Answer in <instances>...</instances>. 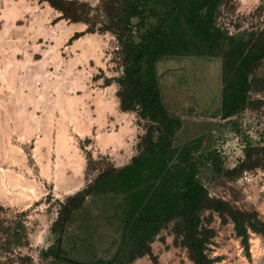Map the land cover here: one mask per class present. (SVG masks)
<instances>
[{
    "label": "rangeland",
    "instance_id": "1",
    "mask_svg": "<svg viewBox=\"0 0 264 264\" xmlns=\"http://www.w3.org/2000/svg\"><path fill=\"white\" fill-rule=\"evenodd\" d=\"M216 23L231 36L245 37L264 26V0H225ZM85 28L46 1L0 0V220L19 221L28 241L14 254L0 255V264H47L41 252L56 238L51 225L59 203L85 187L100 166L129 163L144 133L146 122L135 111L120 110L116 82L105 84L122 73L117 40L110 32L70 40ZM156 67L162 99L182 120L174 144L196 139L198 180L211 196L255 209L264 220V167L225 173L244 158L245 148L264 147V104L221 118L220 57L169 56ZM254 75L259 84L250 99L264 101V63ZM116 211L117 201L87 200L64 232L66 258L107 261L125 249ZM208 226L215 231L205 250L212 264L264 258L260 234L250 231L245 249L230 219L222 222L213 212ZM173 238L170 224L150 243L156 264H193ZM126 254L112 264L125 262ZM7 257L12 259L4 263ZM130 264L155 263L144 255Z\"/></svg>",
    "mask_w": 264,
    "mask_h": 264
},
{
    "label": "trees",
    "instance_id": "2",
    "mask_svg": "<svg viewBox=\"0 0 264 264\" xmlns=\"http://www.w3.org/2000/svg\"><path fill=\"white\" fill-rule=\"evenodd\" d=\"M39 1L48 2L62 18L86 25L84 31L71 36V41L84 32L114 35L122 73L106 78L105 84L115 81L120 110L135 111L146 122L129 163L100 166L85 187L59 203L51 225L56 238L41 252L43 259L50 260L47 264L67 260L70 264H112L126 253L121 264H130L144 255L156 264L150 243L170 224L173 243L186 248L193 264H212L205 250L215 233L208 226L213 212L222 222L232 221L245 249L249 247L250 231L264 238V220L257 210H241L211 196L198 180L193 157L196 139L174 144L182 120L169 112L162 99L156 67L158 61L169 56L220 57L221 118L232 117L248 106L260 107L264 101L252 100L249 94L259 84L254 74L264 63V26L245 37L227 34L216 23L225 0H99L96 5L80 0ZM88 159L93 161L90 155ZM259 167H264V147L249 146L239 164L225 173L237 176ZM96 199L117 201L121 242L126 248L107 261L67 259L62 248L64 232L87 200ZM2 234L6 237L0 239V255H12L28 244L19 221L6 224L0 220V237ZM19 258L30 259L29 255ZM11 259L7 257L4 263Z\"/></svg>",
    "mask_w": 264,
    "mask_h": 264
},
{
    "label": "built area",
    "instance_id": "3",
    "mask_svg": "<svg viewBox=\"0 0 264 264\" xmlns=\"http://www.w3.org/2000/svg\"><path fill=\"white\" fill-rule=\"evenodd\" d=\"M254 264H264V258L258 257Z\"/></svg>",
    "mask_w": 264,
    "mask_h": 264
}]
</instances>
